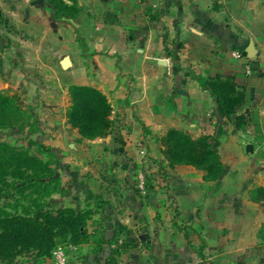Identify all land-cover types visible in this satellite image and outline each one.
<instances>
[{"label": "rangeland", "instance_id": "1", "mask_svg": "<svg viewBox=\"0 0 264 264\" xmlns=\"http://www.w3.org/2000/svg\"><path fill=\"white\" fill-rule=\"evenodd\" d=\"M130 1L131 5L134 4L130 13L132 21H135L133 16L134 18L146 17L145 19L148 20L156 14L150 7L153 0ZM71 2L73 4L72 0ZM138 5L142 6L140 10ZM28 8H30V4ZM34 8L38 9L41 6ZM51 9L53 22L51 29L54 34L50 35L48 40H46V36L44 37L43 48L39 44H35V40L42 41L34 38L35 31L26 33L20 27L21 23H25L31 16H36L35 13H28L29 17L19 18L15 23L10 20L8 13H4V17H1L0 55L3 60L2 67L4 70H8V68L16 66V71L12 72V76L3 71L1 87L2 91L9 96L17 95L20 98V111L7 119L10 122H15V127H0V144L29 151L31 156L42 160L47 168L44 171L46 173L42 174L44 178L40 181L35 178L27 181V189L24 191L17 190L14 185H0V214L3 220H7L15 217L58 216L62 212L63 217L72 214L74 218L81 221V224L78 230H73L66 235L58 234L53 241L45 242L42 249L34 250L31 246L18 244L15 257L9 259L0 257V264H51L53 251L60 246L68 247V264L86 262L82 258H86L90 254L98 258L99 264H106L107 259L112 257L113 251L117 250L119 246H121L119 256L125 253L132 256V260L140 259L145 262L147 258H152V253H144L141 248L151 250L153 243L149 241V237L156 236L158 231L157 228L143 224L145 221L143 218H146L145 223L149 217L156 220L158 214L155 212L167 208L165 200H168L169 191L173 189L170 178L173 176V169L177 167H170L169 160L163 152L165 147L161 139L169 130L164 129L155 134L148 130L149 127L139 122L138 102L141 100L143 90L137 87L135 82L137 75L146 73V71L132 70V67L137 66L141 61L149 62L152 56L95 53L100 50V47L96 49L90 45L92 41L96 40L92 35L93 30L91 32L88 6L83 7V10L81 9L77 14V20L66 21V39H63L58 35L60 30L58 26L60 25L56 21L53 8ZM20 10L24 11L23 14L27 12V9L20 8ZM138 11L140 15H137ZM38 18L40 21L41 17L38 16ZM145 25L146 23L142 25V22L138 24L135 21L133 27L131 26L129 37L134 46L140 47L145 41H148L139 38V34L140 37L146 34L148 26ZM138 28H140L139 34L136 33ZM165 32L163 34L166 35L162 34L165 38H162L161 41L166 49L158 58L167 63L168 69L163 70L160 83L163 89L158 101L162 100L163 104L166 103L167 112H171L172 105V101L168 98L173 97L174 94L179 95L180 91H185L189 87L190 80L194 81L191 85L200 88L202 82L216 74L223 77H235V74H240L241 77L242 68L239 60L234 58L233 52L232 56L221 54V48L216 46L211 48L210 45L213 41H207L204 44L207 45L205 48H194V44L191 43L197 41L169 38ZM25 50H28L27 62H25L23 54ZM14 56H16V64L12 65L11 61ZM66 56L75 60L78 66L81 61L87 60V63L92 58H95L96 62L100 61V58L103 60L105 58L113 59L120 70L115 73L118 74L117 78L120 82L124 80V84L120 86V88L123 87L121 88L122 95L118 99L121 103L116 101L114 103L113 131L103 140H81L76 131L67 123L66 114L69 107L65 106L66 103L58 111H54L53 105L49 103L55 94L60 97L68 96L66 87L67 83L73 81L72 71L74 69L63 71L58 67L59 61ZM97 58L99 59L97 60ZM126 58H129L130 70L128 72L124 70ZM48 59L50 61L54 59L59 76L65 78L64 87L59 89L48 87L46 77L31 71L32 67H28L31 64H41ZM96 62L86 65L90 80L97 84H109L110 77L107 78V75L111 71ZM221 64H226V67L222 68ZM20 83H24V86H21ZM6 84H9V87L5 86ZM204 92L206 97L204 106L207 104L208 117H211L208 126H210L211 132L214 131L211 135L219 130L220 133H223L220 142L222 139L225 148H227L226 151L223 150V156L227 163L238 164L237 146L243 144L244 137L240 135L232 122L212 123L213 120L215 121L213 119L216 110L215 99L208 91ZM114 96L117 95L114 94ZM111 97L113 98V96ZM176 97L178 96L176 95ZM178 114L182 116L183 112ZM205 123H207L206 118ZM187 127L188 130H194L190 126ZM188 134L194 136V134ZM123 180H126L127 183ZM13 182L15 181L12 179L9 184H13ZM131 193L140 199V203L148 207L147 210L150 208L152 213L139 217L142 219L140 223L143 226L137 230L115 228L113 223L109 225L107 221L110 220V217L107 215L106 208L107 203H113L108 199L109 195L115 194L112 196L116 203L114 205L120 204L123 207V204L121 205L123 195L128 196L127 194ZM123 201L127 208L132 209L133 212L138 210V207H133V204L129 206L130 197H125ZM155 206L159 208L157 209ZM111 216L113 217V215ZM115 217V220H119ZM41 220L43 219L41 218ZM187 227L184 228L185 231ZM70 246L77 247V251L73 252L69 248ZM133 251L134 253H132ZM209 253L210 251L206 252L204 258L211 257L212 255Z\"/></svg>", "mask_w": 264, "mask_h": 264}, {"label": "crops", "instance_id": "2", "mask_svg": "<svg viewBox=\"0 0 264 264\" xmlns=\"http://www.w3.org/2000/svg\"><path fill=\"white\" fill-rule=\"evenodd\" d=\"M36 1L0 0V23L4 13H8L10 20L14 23L19 18L29 17L28 13H35L37 17L31 16L25 23H21L20 27L26 33L35 31L34 38L42 40L41 42L35 40V44L43 48L44 37L46 36L48 40L50 35L54 34L51 29L52 7L50 0H45L43 4H35ZM65 2L68 5L72 4L71 0H65ZM29 4L30 8H28ZM39 5L41 8H34ZM76 5L79 12L83 7H89L91 32L93 30L92 35L96 40L90 45L96 49L100 47V50L95 53L152 56L149 62L141 61L137 66L134 65L132 70L146 71L137 75L135 82L137 87L143 90L141 100L138 102V115L139 122L149 127L148 130L155 134L164 129L178 130L180 127V130L194 134L193 138L197 139L214 132H211L208 126L211 117H208L207 104L204 106L206 100L204 91L208 90L203 89L202 86L194 87L191 85L194 83L193 80H190L189 87L185 91H180L179 95L176 94L178 97L174 94L173 97L168 98L172 101L171 112H167L166 103L163 104L162 100L158 101L163 89L160 85L163 70L168 69L167 63L158 58L166 49L161 41L165 38L162 36L165 31L169 38L197 41L191 43L194 44V48H205L207 45L204 44L207 41H213L211 48L215 46L221 48V54L232 56V52L238 51L243 56L242 60H239L242 75L240 77V74H235L234 78L245 92V104L239 114H248V123L244 129L238 130L244 137L243 144L237 146L238 164L227 163L222 153L227 148L221 139L219 153L225 169L217 181L206 180L203 171L191 166L182 165L173 169L174 173L170 178L173 189L169 191L168 200H165L167 208L155 212L158 214L156 220L149 217L145 223L146 218H143L145 220L143 224L157 228L158 231L156 236L149 237V241L153 243L151 250L141 248L144 253H152V258H147L145 262L140 259L136 261L131 259L132 256L124 253L121 256L116 255L114 258L116 264H264V200L255 196L256 190L264 188V0H153V7L152 5L150 7L156 14L148 20L145 19L146 17L134 18L133 16L138 24L142 22V25L146 23L148 26L146 34L142 37L139 34L140 28L136 29L139 38L148 40L140 47L130 42L129 33L131 26L135 23L130 18L131 8L134 5H131L130 0H76ZM138 6L140 10L142 6ZM20 8L27 9V12L23 14L24 11ZM133 15H135L134 12ZM137 15H140V12ZM38 16L41 17L40 21ZM77 18L56 19L60 25L58 35L66 39V21H75ZM23 54L27 62L28 50H25ZM15 59L16 56L11 61L12 65L16 64ZM49 59L41 64L28 66L32 67L31 71L46 77L48 87L59 89L65 86V78L59 76L58 67L63 71L74 69L73 81L67 83L66 87L68 96L60 97L55 94L49 101L54 111H58L64 103L66 107H70L69 88L73 85L98 89L108 98L112 108L115 106V101L121 103L118 99L122 95L123 87L120 88V86L124 84V80L120 82L117 78L118 74L115 72L120 70L113 59L100 58L101 60L96 62V59L92 58L90 62H87H96L111 71L107 75V78L110 77L107 85L90 80L86 67L87 60L81 61L79 67L76 61L71 59L72 66L66 70L61 66L63 59L59 61L58 67L55 66L54 59L51 61ZM124 62V70L128 72L129 58H126ZM251 62L262 69L260 75L251 77L245 75L243 72L245 66ZM2 63L0 55V90H3L1 87L3 71L9 76L16 71V66L12 65L8 70H4ZM221 65L222 68L226 67V64ZM20 84L24 86V83ZM5 86L9 87V84ZM208 93L210 94L209 91ZM179 112H183L182 116L178 114ZM213 119H215L213 124L218 123L216 110ZM187 126L192 127L194 132L188 130ZM74 130L80 137L78 131ZM97 140L99 139L94 141ZM248 145L253 147V153H247ZM123 181L127 183L126 180ZM113 195H109L110 198H108L113 203H107V215L110 217L107 223L109 225L113 223L115 228L133 230L141 228L142 219L139 217L152 213L151 209L147 210L148 207L140 203V199L133 193L127 194L128 196L123 195L121 199L123 207L120 204L114 205L116 203L112 198ZM125 197H130L129 206L131 204L133 207L137 206V211L133 212L132 209L127 208L123 201ZM114 217L119 220H115ZM185 227H187L186 231ZM146 240H148L147 237ZM208 251L212 256L204 258ZM82 260L86 262L73 264H99L98 258L91 254L86 258L83 257Z\"/></svg>", "mask_w": 264, "mask_h": 264}, {"label": "trees", "instance_id": "3", "mask_svg": "<svg viewBox=\"0 0 264 264\" xmlns=\"http://www.w3.org/2000/svg\"><path fill=\"white\" fill-rule=\"evenodd\" d=\"M72 1L73 4L68 5L65 0H50L56 19L77 17L79 8L76 0ZM201 86L215 99L218 123L232 122L237 130L247 126L248 114H239L245 104V92L234 77L215 75L202 82ZM69 96L71 104L66 117L71 127L78 131L81 140L104 139L112 133L113 108L101 91L90 86L73 85L69 88ZM19 100L17 95L9 96L0 90V127H15V122L7 119L20 111ZM222 134L219 130L214 135L195 139L181 130L170 129L161 139L165 147L163 152L171 168L191 166L203 171L206 180L217 181L225 169L219 153ZM46 168L42 160L31 156L29 151L0 144V185H14L17 190L24 191L27 181L44 178L42 174L46 173ZM12 179L15 182L9 184ZM255 196L264 200V188L256 190ZM80 224L81 221L72 214L63 217L62 212L58 216L15 217L7 220H3L0 214V257H15L18 244L31 246L34 250L42 249L45 242L53 241L58 234L66 235L78 230ZM120 247L113 251L106 264H116L114 255L119 254Z\"/></svg>", "mask_w": 264, "mask_h": 264}, {"label": "built area", "instance_id": "4", "mask_svg": "<svg viewBox=\"0 0 264 264\" xmlns=\"http://www.w3.org/2000/svg\"><path fill=\"white\" fill-rule=\"evenodd\" d=\"M233 56L237 60H242V58H243L242 53H240L238 51L233 52ZM261 72H262V69L258 65L254 64L252 62L248 63L245 66V74L248 77L260 75ZM67 248L68 247H62V246L56 248L52 254L51 264H68L69 257H68ZM69 248L71 250H73V252L77 251V249H78L77 247H74V246H70Z\"/></svg>", "mask_w": 264, "mask_h": 264}, {"label": "water", "instance_id": "5", "mask_svg": "<svg viewBox=\"0 0 264 264\" xmlns=\"http://www.w3.org/2000/svg\"><path fill=\"white\" fill-rule=\"evenodd\" d=\"M44 2L45 0H37L35 4H43ZM61 66L66 70L69 69L72 66L71 58L69 56L64 57L61 61ZM246 151L247 153H253L254 150L251 145H248Z\"/></svg>", "mask_w": 264, "mask_h": 264}]
</instances>
